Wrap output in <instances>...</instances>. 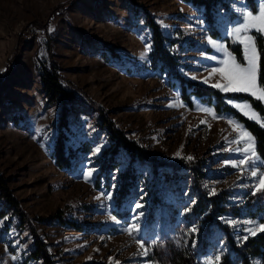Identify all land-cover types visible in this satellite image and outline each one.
<instances>
[{
	"label": "rangeland",
	"instance_id": "1",
	"mask_svg": "<svg viewBox=\"0 0 264 264\" xmlns=\"http://www.w3.org/2000/svg\"><path fill=\"white\" fill-rule=\"evenodd\" d=\"M222 1L227 8L233 2ZM145 13L163 36L178 39L177 70L182 77L224 93L213 86L223 83L218 73L204 82L223 58L208 43L202 11L181 0H0V175L29 218L59 213L62 219L78 224L79 229H72L56 221L33 222L55 264H151L150 247L155 245L161 225L159 211L171 210L165 220L180 232L186 229L181 220L191 202L188 184L179 181L175 186L160 179L152 190L159 207L151 211L149 194L139 185L118 206L125 218L116 217V174L111 173L109 187L103 178L101 186L94 187L95 159L107 146V135L97 128L95 115L82 105L69 107L68 143L88 145L90 151L72 161L68 170L54 166L49 151L57 107L45 105L33 67L35 56L43 59L49 52L60 75L105 109L129 139L161 161L201 162L206 192L225 193L230 205L243 204L239 217L225 214L221 218L236 239L253 236L248 230L258 233V225L264 223V193L252 194L264 168L259 162L232 166L243 158L236 149H243L247 141H232L244 130L193 96L189 109L165 73L149 67ZM217 13L226 17L220 8ZM30 23L42 27L27 26ZM106 50H112L115 57ZM5 70L10 71L9 76ZM227 103L253 120L231 101ZM189 156L193 159L188 160ZM118 158L123 165L125 155ZM135 169L144 176L150 173L147 165L136 164ZM253 170L257 178L251 177ZM89 171L92 176L86 180L84 173ZM102 193H111V199ZM137 203L142 207L137 209ZM257 207H261L257 214L248 216ZM0 210L5 211L0 217V264H39L28 257L32 238L26 228L19 227L1 200ZM216 254H207L201 263L215 264Z\"/></svg>",
	"mask_w": 264,
	"mask_h": 264
},
{
	"label": "trees",
	"instance_id": "2",
	"mask_svg": "<svg viewBox=\"0 0 264 264\" xmlns=\"http://www.w3.org/2000/svg\"><path fill=\"white\" fill-rule=\"evenodd\" d=\"M181 1L202 11V19L206 25L208 36L224 42L237 62L243 65L244 60L239 45L229 39L222 38L214 26L215 12L218 8L225 10V2L222 0ZM244 1L254 12V0ZM144 25L150 33L149 67L159 73H165L170 84L179 88L180 100L189 109L193 108V102L190 99V96H193L201 104L210 106L215 114L225 115L239 124L253 137L256 154L261 160H264V126H262L264 125V107L261 102L244 93H222L212 87L202 86L185 79L177 70L178 56L176 53L181 49L178 39L163 36L159 26L146 13ZM27 26L35 29L42 27L39 23H30ZM249 35L254 39L259 57L258 86L264 87V38L257 32H249ZM106 51L115 57L112 50ZM33 65L45 105L57 107L55 135L49 151V157L57 169L68 170L72 161L77 160L79 155H87L90 151L88 145L68 143L70 130L67 125V114L71 105H82L87 108L95 115L97 128L106 133L108 144L95 159L97 175L94 178V187L101 186L100 178L104 179L105 187H109L111 173L116 174L117 187L113 194L116 217L125 218L118 206L124 204L135 187L139 185H142L149 194L148 205L153 211L159 207L157 197L152 191L153 183L155 185L157 181L163 179L175 186L179 181L188 184L190 191L188 197L191 203L181 220V223L184 224L182 227L186 229L180 232L173 230L170 222L165 220L171 210H160L161 225H159L155 245L150 247L151 264H202V258L207 254L212 255V253H217L216 257H220L215 264H253L254 260L258 264H264V232H258L243 240H238L232 235L229 226L224 224L221 218L225 214L239 217L243 204L230 205L226 200L225 193L208 194L202 185L204 174L200 170L201 162L182 159L161 161L157 155L146 150L135 140L129 139L124 131L118 129L114 122L107 117L105 109L60 75L50 52L49 56L43 59L35 56ZM7 71L5 70L4 73L9 76L10 71L9 73ZM231 100L247 102L260 117L261 125L249 120L231 107L227 103ZM11 122L13 125L17 124L15 118H12ZM121 153L126 158L123 165L120 164L118 158ZM136 164L147 165L150 168V173L146 176L142 173L139 174L135 169ZM260 167L264 168V163H260ZM0 200L5 204L6 210L17 218L19 227H25L32 238L29 259L38 261L39 264H55L47 249V244L41 241L36 234L33 222L56 221L60 225H67L72 229H79L78 224L62 219L59 213L43 218H29L19 207L1 175ZM260 209L261 207H257L256 211L247 212V214L254 217ZM4 212V210H0V217L4 216ZM150 215L153 216V213ZM152 218L150 217V223H153Z\"/></svg>",
	"mask_w": 264,
	"mask_h": 264
},
{
	"label": "snow or ice",
	"instance_id": "3",
	"mask_svg": "<svg viewBox=\"0 0 264 264\" xmlns=\"http://www.w3.org/2000/svg\"><path fill=\"white\" fill-rule=\"evenodd\" d=\"M251 29H255L259 33H264V0L260 3L259 11L257 14H253L251 11L243 13V23L239 27H235L232 32H229V36H235L239 43L244 45V58L246 60V66L238 63L236 58L232 56L231 53L227 52V49L223 45H215L212 40H209L208 43L212 44L214 47H217L221 52L224 53V58L219 61L220 67H215L211 70L209 77L205 78V83L208 82V79L211 76L220 75L223 83L217 82L214 84V87L220 88L224 92L231 93H250L252 96L257 99L264 101V87L258 86V54L256 50V45L253 41V37L248 35V32ZM241 33H244L242 36ZM216 59V57H211ZM239 107V105H237ZM208 111L207 109H203ZM253 119H257L255 116ZM264 126V125H262ZM247 141L243 149H236V151L243 154V158L239 160L238 164L236 162L232 163L233 167H239L242 165L250 164L255 165L257 162L264 163V160H261L257 156L254 148L253 137L246 131L242 132L240 137L237 140L232 141L233 143H240L242 141ZM100 148L96 149V152H99ZM179 155V153H177ZM188 160H192L193 157H187ZM92 176V172H85L84 178L87 180ZM251 177L257 178V171H251ZM257 193H264V173H261L258 177V183L254 186L253 195ZM106 198L111 199V193H102ZM137 209L141 208L142 205L137 203L135 205ZM142 215V213L140 214ZM115 221V217L112 218ZM135 225L132 226L135 230ZM127 230V229H126ZM258 230L264 232V223L258 225ZM250 235H255L254 230H248ZM131 235V231H129ZM247 239V237H245ZM141 247H144L141 244ZM146 254V252H145ZM12 259H17V257H12ZM216 260H219L220 257H216Z\"/></svg>",
	"mask_w": 264,
	"mask_h": 264
},
{
	"label": "crops",
	"instance_id": "4",
	"mask_svg": "<svg viewBox=\"0 0 264 264\" xmlns=\"http://www.w3.org/2000/svg\"><path fill=\"white\" fill-rule=\"evenodd\" d=\"M261 2H262V0H254V8H255V10H254V12H252L250 10V8L246 5L244 0H235V1L233 0L232 4H229L228 8H227V5H226L225 10H222L226 14V17H221L220 15H218V13L215 14L216 17L214 19V25L215 24L218 25V30L217 31L219 32L220 36L222 38L229 39L233 43H236V44L239 45L241 53H242V57H243V60H244L243 66H246V60L244 58V45L239 43V41L236 39L235 36H229L228 33L232 32L235 27H239L243 23V13L244 12L251 11L254 15L257 14L258 11H259V6H260ZM201 16H202V14H201ZM215 22H217V23H215ZM219 22L221 24L220 26H219ZM204 30L206 31V27H205ZM249 32H257V31L255 29H251ZM249 32H248V35H249ZM205 33L207 35L208 40H212L215 45H223L226 48V45H225L224 42H222L220 40H217V39L210 38L208 36L207 32H205ZM257 33L260 34L264 38V33H259V32H257ZM241 35L243 36L244 33H241ZM253 41H254V39H253ZM213 48H215L218 51V54L222 58H224V53L223 52H221L217 47L213 46ZM227 52L230 53L228 49H227ZM224 93H230V92H224ZM244 94H247V95L253 97L254 99L260 101L261 104L264 107V101H261V100L257 99L256 97L252 96L250 93H244ZM231 102L234 105H236V106L239 105V108H240L242 113H244V114L248 113L251 117L255 116L257 119H253L252 118L253 119L252 121L257 123L258 125H261L260 117L250 107V105L247 102H240V101H234V100H231Z\"/></svg>",
	"mask_w": 264,
	"mask_h": 264
}]
</instances>
